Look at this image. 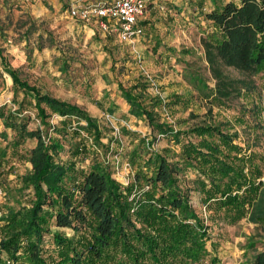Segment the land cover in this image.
Instances as JSON below:
<instances>
[{"label":"trees","instance_id":"obj_1","mask_svg":"<svg viewBox=\"0 0 264 264\" xmlns=\"http://www.w3.org/2000/svg\"><path fill=\"white\" fill-rule=\"evenodd\" d=\"M202 8L198 14L213 28L201 45L214 87L196 76L190 83L200 99L222 105L247 87L225 69L248 76L264 73V0ZM0 61L13 88L23 92L14 111L0 107L4 129L13 132L10 139L0 133L6 142L0 147V177L14 171L15 160L30 165L20 178L24 202L0 215V264H219L207 248L209 232L190 203L191 192L200 194L210 221L234 225L247 220L264 230V157L237 143L236 132L205 121L174 129L160 121L155 109L166 105L147 94L146 79L129 88L119 84L129 114L144 120L154 134L169 137L179 150L169 161L154 150L155 137L134 149L129 161L140 162L125 186L101 166L77 167L88 155V140L98 145L103 138L97 120L22 81L2 48ZM24 112H32L59 137L29 130ZM54 115L59 127L49 123ZM61 139L72 144L68 160L59 155ZM26 140L35 145L26 149ZM189 172L194 179L187 178ZM50 228L70 229L74 235L66 238ZM253 264H264V252Z\"/></svg>","mask_w":264,"mask_h":264},{"label":"rangeland","instance_id":"obj_2","mask_svg":"<svg viewBox=\"0 0 264 264\" xmlns=\"http://www.w3.org/2000/svg\"><path fill=\"white\" fill-rule=\"evenodd\" d=\"M100 1L111 0H0V48L10 67L22 81L80 107L99 124L103 138L98 145L88 140V155L77 167L89 171L94 165L101 166L108 176L126 186L140 162L136 159L131 164L130 153L143 148L154 137V150L169 161L176 160L179 150L170 138L154 134L144 120L130 115L129 106L118 90L119 84L129 88L143 78L149 82L147 94L160 97L166 105L155 109L161 122L174 129H187L202 121L220 124L238 134L237 143L242 147L264 157V73L248 76L225 69L231 79L247 82V87L222 105L200 99L190 83L191 77L196 76L206 80L210 89L214 87L201 45V39L210 36L213 28L202 16L193 13L204 5L211 9L240 0H206L199 7L195 0H188V10L184 13L180 1L174 4V0L170 3L160 0L152 14L148 8L153 4L147 5L146 1V13L140 21L144 35L127 41L121 40L114 28L106 33L94 19H73L68 13L71 6L86 7ZM148 21L156 29L152 30ZM156 32L157 43L150 37ZM22 97L23 92L13 88L0 61V107L14 111ZM174 99L177 102L169 105ZM23 116L27 117L29 130L39 129L59 137L40 125L32 112H24ZM59 121L54 115L49 123L59 127ZM2 131L9 139L13 136L0 120ZM62 143L64 150L59 155L68 160L72 144L68 140ZM5 144L0 136V147ZM34 145V141L24 142L26 149ZM13 163L14 171L0 177V215L8 208L17 210L24 202L20 178L30 165L20 159ZM262 172L261 181H264V164ZM187 178L194 179V174L187 173ZM64 184H71L69 177L64 179ZM200 198L198 192L190 193V203L209 232L207 248L220 260L219 264H253L255 257L264 252V230L247 220L234 225L212 222ZM49 230L66 238L74 235L70 229Z\"/></svg>","mask_w":264,"mask_h":264},{"label":"built area","instance_id":"obj_3","mask_svg":"<svg viewBox=\"0 0 264 264\" xmlns=\"http://www.w3.org/2000/svg\"><path fill=\"white\" fill-rule=\"evenodd\" d=\"M146 0L100 1L86 7L71 6L68 13L71 18L82 21L94 19L104 32L113 28L118 37L127 41L139 39L144 31L141 19L144 15Z\"/></svg>","mask_w":264,"mask_h":264},{"label":"crops","instance_id":"obj_4","mask_svg":"<svg viewBox=\"0 0 264 264\" xmlns=\"http://www.w3.org/2000/svg\"><path fill=\"white\" fill-rule=\"evenodd\" d=\"M146 1H148L147 2V5H150V4H153V6H151V7H149L148 8V12L149 13H151V12H153V10H154V8H156V6L158 5V4H161V1L160 0H146ZM180 1V2H179ZM205 1L206 0H195L194 2L196 3V5L199 7L200 5H202V4H204L205 3ZM168 2L170 3V2H172V0H168ZM177 2H179V5H183L184 7H183V9H182V12L184 13L185 12V10H188V8L186 7L187 5H188V0H178V1H176V0H174L173 1V3L175 4H177ZM164 4H167V3H164ZM224 4V3H223ZM190 5L192 6V3H190ZM203 8H205V5L204 6H202ZM202 8V9H203ZM215 8H217V6H214V7H212L211 9H208V10H213V9H215ZM145 13H146V10H145ZM145 13H144V16H145ZM198 14V12L196 11L195 13H193V14ZM152 14V13H151ZM151 20V19H150ZM147 25L153 30V29H156L155 27H156V25L154 24V23H152V21H148L147 22ZM171 28V27H170ZM169 28V29H170ZM150 37L153 39V40H156V43H157V40H159V38H158V33L156 32V33H153V34H151L150 35Z\"/></svg>","mask_w":264,"mask_h":264}]
</instances>
